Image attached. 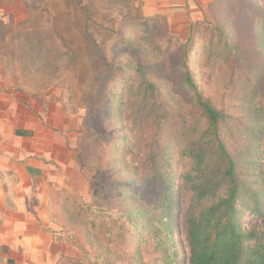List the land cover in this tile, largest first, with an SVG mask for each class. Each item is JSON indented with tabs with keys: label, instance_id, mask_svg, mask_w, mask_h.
Listing matches in <instances>:
<instances>
[{
	"label": "rangeland",
	"instance_id": "1",
	"mask_svg": "<svg viewBox=\"0 0 264 264\" xmlns=\"http://www.w3.org/2000/svg\"><path fill=\"white\" fill-rule=\"evenodd\" d=\"M22 1L24 2V0ZM26 2L28 4L27 15L29 11L30 16L26 24H16L17 21L24 19L18 17L19 8L15 10L17 16L10 14L5 20V22L10 20L14 24L7 38L9 44L3 49L7 54V57L4 58V61L7 60L6 83L19 94L39 93L49 87L59 89L62 102L68 110L82 117L76 140L77 157L91 176L92 195L98 200L96 203L103 205L110 193V187H114L115 191L118 190L115 182L111 183L110 179L115 181L137 180L133 173L136 165L133 159V150L139 148L130 145L135 136L131 139L132 133L128 130L131 128V124L126 120V117L135 114L144 116L143 106L147 103L144 101L147 93L138 90L137 82L134 84L133 81H128L131 79L129 78L131 72H133L129 69L128 73L124 74L127 78L126 82L121 80L122 82H116L110 88L112 103L107 108L112 112V107L117 106L111 113V122L104 123L102 117L106 112L105 108L102 113H95L94 107L88 108L87 106L86 108L101 77L103 66L95 47L93 48L83 35V11L72 0H25L24 4ZM82 2L92 8L95 21L94 39L99 43L106 57L110 61L129 65V60L123 52L124 48L118 43L119 38L114 30L118 28L120 22H125L126 18L123 16L126 14L131 17L137 16L141 21L148 17L142 13L141 1L82 0ZM253 6H257L256 9L264 10V0H254ZM158 15L165 17L163 14ZM197 20H201L205 25L203 28L205 35L197 36L193 42V49L187 53L186 57L183 56L181 42H184L187 36L178 34L179 29L170 25L166 17L165 22L156 17L151 22L150 32L140 24L129 25L123 31V34L131 39L133 45L142 50L140 56L145 58L143 60L155 67L156 72H152L151 77L156 80L161 90V107L157 111L165 112L168 109L173 121L163 133V139L165 138L167 142L170 135L177 134L175 132H186L185 135H179L180 140L177 143H174V140L170 142L175 191L172 221L176 227L177 264H188L189 246L186 230L188 223L214 199V196L211 195L202 196L206 169L199 171L195 167L194 160L185 150V146L192 143L203 126V120L198 121L195 131H187L183 128L186 122L194 121L196 116L200 115L193 93L184 82V71L191 72L198 89L204 96L211 98L218 108L233 114L248 112L253 108L258 109V106L264 108V56L263 53L260 56L255 50L257 47L262 49L261 45L264 47V30L258 17L242 15L231 10L227 4H219L214 8H206L202 18ZM254 22L256 29L262 31L259 37L255 31L251 32L250 25ZM214 26L221 27L229 36L228 49H224V47L215 49V44L209 42L210 36L207 34ZM34 27L42 28L43 33L47 35L49 32H57L63 39L54 37L57 47L63 50L69 46L75 56V64L68 65L66 60H63V62L55 64L58 66L56 69H49L47 72L43 68L30 67L28 60L24 59L25 56L22 57L20 52L17 54L19 60L10 59L8 53L15 50L16 44L19 42L16 36L24 38L25 33ZM176 41H181L180 46L175 45ZM235 45H238L239 49H236ZM231 66H235L238 70L252 72L251 75L258 73L257 79H254L253 76V86L247 84L243 80V76L234 69V75L230 76ZM118 96H121L120 103L114 101V98L117 99ZM249 102L252 107H248ZM135 119L144 131L142 134L135 130L139 135H142L136 143L140 142L144 145L143 136H145L146 125L150 126L152 132L154 123L150 120H142L137 116ZM241 119L246 122L245 117ZM232 125L236 126L234 122ZM260 125L263 131L261 130V135V132L258 134V144L247 137L252 148L251 152L245 151V138H241V134L235 132L239 151L243 155L241 176L243 175L247 179L248 185L254 189L264 179V122H261ZM236 130H241V127ZM101 136L112 139L111 144L109 142L103 150L100 145H96L99 141L94 140ZM227 141L228 143L236 142V139H232L228 135ZM113 147L116 149L114 153L110 154L109 149ZM139 153H141L140 149ZM100 162L107 167L111 164L110 167L116 171V174L112 173L110 168L99 171L98 163ZM253 163L259 169L252 166ZM94 178L97 181L95 187ZM262 187L264 188V183ZM259 191H261L260 201L253 202L249 195H245L239 208L242 226L246 229H256L258 234H261L264 232V190L259 189ZM90 202L76 201L67 197L66 205H63L66 211L60 212V220L64 221L66 225L63 231L69 246L66 258L60 259V263L57 264H61V262L62 264H85L87 254L103 255L107 253L109 245L102 242L101 234L94 235V227L90 225L88 211L91 206ZM122 204L128 209H132L131 203L126 198ZM106 206L113 207L112 200H106ZM56 215L58 218V214ZM94 225L96 226V224Z\"/></svg>",
	"mask_w": 264,
	"mask_h": 264
},
{
	"label": "trees",
	"instance_id": "2",
	"mask_svg": "<svg viewBox=\"0 0 264 264\" xmlns=\"http://www.w3.org/2000/svg\"><path fill=\"white\" fill-rule=\"evenodd\" d=\"M72 1L77 3L83 11V35L93 48L95 47L103 66L101 77L86 108L87 106L88 108L94 107L95 113H102L105 108L106 112L103 114L102 120L104 123L111 122V113L117 105L112 107V112L107 108L112 103L110 88L116 82L125 81L127 78L124 74H127V71L131 69L133 72L130 77L128 76L131 78L128 81H133L134 84L137 82L138 90L147 93V97L144 99L147 103L143 106L144 116L135 115L142 120H150L154 123L152 132L150 126L146 125L145 136H143L145 144L143 145L140 142L136 143L142 136L137 131L144 134L135 119L136 116L126 117V120L131 124V128L128 129L132 133L131 139L135 136L130 145L138 147L141 152L139 153V149L133 150V159L136 162L133 173L137 180H109L111 183L115 182L118 189L115 191L114 187H110V193L106 197V200L113 202L111 208L106 206V200L103 205L96 203L98 200L92 195L91 206L88 209L90 225L94 227V235L101 234L102 242L110 247H107L108 251L103 255L87 254L85 264H177L176 227L172 221L175 191L170 142L174 140V143H177L180 140L179 135H185L186 132H175L177 134L170 135L167 142L165 138L163 139V133L173 121L168 109L165 112L157 111L161 107V90L156 80L151 77V73L156 72L155 67L143 60L145 58L140 56L142 50L134 46L131 39L123 34L126 27L135 24L144 26L145 30L150 32L151 22L156 17L165 22L166 16L164 15L163 18L161 15L155 14L146 17L144 21H141L137 16L131 17L127 14L123 16L126 18L125 22H120L114 31L119 38L118 43L124 48L123 52L129 60V65L119 64L110 61L94 39L95 21L92 8L84 4L82 0ZM219 4H227L231 10L242 15L257 16L264 30V10L256 9L257 6H253L254 0H213L208 7L209 9L214 8ZM25 5L28 7L27 2ZM29 17L28 11L27 17L17 21L16 24H26ZM255 21L257 22V19ZM13 25L10 20L8 22L0 20V53L5 68L7 60L4 61V58L7 57V54L3 49L9 44L7 38ZM252 25H250L251 32L255 31L259 37L262 31L256 29L255 22ZM161 26L164 28L163 25ZM204 27L201 20H192L185 41L175 42L177 47L181 42L184 57L193 49V42L197 36L205 33ZM43 31L42 28L34 27L25 33L24 38L16 36L19 42L16 44L17 48L8 53L10 59L19 60L17 54L20 52L21 56H25L24 59L28 60L30 67L43 68L47 72L49 69H56L58 66L55 64L63 62V60H66L68 65H74L75 56L72 49L67 46V49L62 50L56 45L54 37L61 39L62 37L55 31L49 32L48 35ZM207 35L210 36L209 42L215 44V49L217 47L228 49L229 36L221 27L214 26ZM261 47L262 49L257 47L255 50L260 56L262 53L264 56V47L262 45ZM235 48L239 49V46L235 45ZM233 69L241 74L243 80L251 86L259 75L258 73L251 75L252 72H245L243 69L238 70L235 66H231L230 76L234 75ZM184 72V82L193 93L200 115L196 116L194 121L186 122L183 128L187 131H195L198 121L203 120V126L192 143L185 146V150L194 160L195 167L199 171L206 169L202 196H214V199L187 225L188 264H264V232L258 234L256 229L244 228L239 208L245 195H249L253 202L261 200L259 189L264 190L262 187L264 179L254 189L248 185L247 179L243 175L241 176L243 155L239 151L237 134H235V132L240 133V137L245 138V151L251 152L252 148L247 137L258 144V134L261 130L263 131L260 124L264 122V108L258 106V109L253 108L248 112L237 114L218 108L211 98L204 96L198 89L191 72L189 70ZM114 101L120 103L121 96H118L117 99L114 98ZM248 107H252L251 102L248 103ZM244 117L246 122L241 119ZM233 122L236 124L235 127L232 125ZM240 127L241 130H236ZM98 133L106 134L105 132ZM228 135L232 139H236V142L228 143ZM94 140L99 141L96 145H100L102 150L109 142L110 144L112 142L110 137L104 138L103 136ZM190 145L192 146L190 147ZM115 149V147L110 148V154L114 153ZM244 159L246 160L245 155ZM100 160L102 159L100 158ZM98 164L99 171L110 168L111 172L116 174V171L110 167L111 164L108 167L101 162ZM252 166L259 169L255 163ZM93 182L95 187V184L97 185L95 178ZM125 198L131 203L132 209L123 206L122 202Z\"/></svg>",
	"mask_w": 264,
	"mask_h": 264
},
{
	"label": "crops",
	"instance_id": "3",
	"mask_svg": "<svg viewBox=\"0 0 264 264\" xmlns=\"http://www.w3.org/2000/svg\"><path fill=\"white\" fill-rule=\"evenodd\" d=\"M140 1L144 15L163 14L187 36L190 22L201 19L213 0ZM18 8V17H27L22 0H0V20L17 16ZM81 119L64 105L59 89L13 91L0 53V264H57L66 258L60 212L67 197L88 203L93 193L76 152Z\"/></svg>",
	"mask_w": 264,
	"mask_h": 264
}]
</instances>
